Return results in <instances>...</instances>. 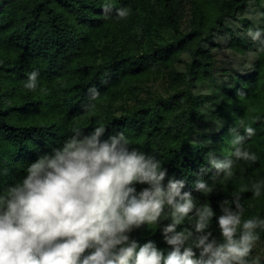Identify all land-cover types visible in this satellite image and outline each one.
<instances>
[{
    "label": "trees",
    "instance_id": "1",
    "mask_svg": "<svg viewBox=\"0 0 264 264\" xmlns=\"http://www.w3.org/2000/svg\"><path fill=\"white\" fill-rule=\"evenodd\" d=\"M249 30L264 35V0H0V194L73 129L88 135L103 125L102 141L123 132L129 150L167 170L165 186L182 180L197 205L211 206L210 239L223 241L221 203L236 210L234 195L242 222L264 220V49ZM33 71L35 91L24 87ZM241 122L255 130L242 145L255 162L232 155ZM210 152L233 159L230 179L214 178ZM197 180L212 191H198ZM169 212L134 228L130 240L138 248L152 241L167 255ZM195 220L190 213L176 230L195 235ZM255 232L247 259L264 264V227Z\"/></svg>",
    "mask_w": 264,
    "mask_h": 264
},
{
    "label": "clouds",
    "instance_id": "2",
    "mask_svg": "<svg viewBox=\"0 0 264 264\" xmlns=\"http://www.w3.org/2000/svg\"><path fill=\"white\" fill-rule=\"evenodd\" d=\"M128 15V9H117L118 18ZM248 35L264 49L260 30H249ZM37 77L38 72H31L24 87L35 91ZM89 91L95 101L98 90ZM94 107L85 105V110ZM240 126L244 134H235L232 155L255 162L256 155L242 147L255 130L242 122ZM105 131L103 125L88 135L73 129L61 145L31 162L22 180L0 194V264H250L247 257L259 239L255 229L264 227V220L242 222L239 195L231 201L236 210L228 200L221 203L218 224L223 241L210 239L206 229L214 216L211 206L197 205L190 191H182V180L169 179L165 186L167 170L159 161L129 150L123 132L102 141ZM207 159L214 178L233 176L232 158L219 159L210 152ZM136 183L148 187L137 192ZM195 187L212 191L204 180H197ZM252 191L260 196L261 185L254 184ZM165 207L170 208L172 222L163 235L171 250L165 255L152 241L138 248L129 233L145 223L156 225ZM193 212L195 235L177 231ZM194 248L200 250L199 258Z\"/></svg>",
    "mask_w": 264,
    "mask_h": 264
}]
</instances>
